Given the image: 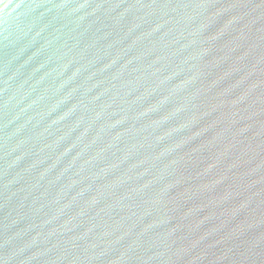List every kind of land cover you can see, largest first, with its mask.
<instances>
[{
	"label": "water",
	"instance_id": "obj_1",
	"mask_svg": "<svg viewBox=\"0 0 264 264\" xmlns=\"http://www.w3.org/2000/svg\"><path fill=\"white\" fill-rule=\"evenodd\" d=\"M0 264H264V0H0Z\"/></svg>",
	"mask_w": 264,
	"mask_h": 264
}]
</instances>
